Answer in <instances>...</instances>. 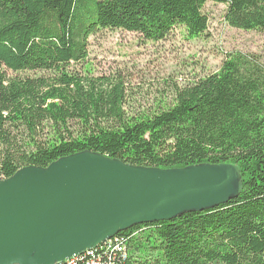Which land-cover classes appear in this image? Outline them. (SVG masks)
<instances>
[{
	"label": "trees",
	"instance_id": "trees-1",
	"mask_svg": "<svg viewBox=\"0 0 264 264\" xmlns=\"http://www.w3.org/2000/svg\"><path fill=\"white\" fill-rule=\"evenodd\" d=\"M208 2L226 7L230 27L264 34V0H0V181L82 152L242 172L239 197L122 232L80 264L98 254L109 264H264V64L228 55L151 113L130 108L123 81L81 72L89 39L103 31L152 42L177 28L204 36Z\"/></svg>",
	"mask_w": 264,
	"mask_h": 264
},
{
	"label": "water",
	"instance_id": "water-1",
	"mask_svg": "<svg viewBox=\"0 0 264 264\" xmlns=\"http://www.w3.org/2000/svg\"><path fill=\"white\" fill-rule=\"evenodd\" d=\"M236 164L161 169L82 152L0 181V264H59L137 226L239 197Z\"/></svg>",
	"mask_w": 264,
	"mask_h": 264
},
{
	"label": "rangeland",
	"instance_id": "rangeland-1",
	"mask_svg": "<svg viewBox=\"0 0 264 264\" xmlns=\"http://www.w3.org/2000/svg\"><path fill=\"white\" fill-rule=\"evenodd\" d=\"M204 14L209 30L198 39L188 38L183 28L161 42L125 31L100 32L89 39L81 72L123 81L130 108L151 113L172 105L176 93L198 78L218 72L228 55L242 53L264 64L262 32L230 27L221 4L208 2Z\"/></svg>",
	"mask_w": 264,
	"mask_h": 264
},
{
	"label": "built area",
	"instance_id": "built-area-1",
	"mask_svg": "<svg viewBox=\"0 0 264 264\" xmlns=\"http://www.w3.org/2000/svg\"><path fill=\"white\" fill-rule=\"evenodd\" d=\"M114 244H109V247L113 246ZM117 249V248H115ZM124 257H126L127 253H123ZM99 255V254H98ZM95 255L93 258H83V262L85 264H109L108 262H105L102 257ZM82 261H77V263H59V264H80Z\"/></svg>",
	"mask_w": 264,
	"mask_h": 264
},
{
	"label": "bare ground",
	"instance_id": "bare-ground-1",
	"mask_svg": "<svg viewBox=\"0 0 264 264\" xmlns=\"http://www.w3.org/2000/svg\"><path fill=\"white\" fill-rule=\"evenodd\" d=\"M113 239V238H112ZM112 239H110V240H112ZM110 240H108V241H106V242H109ZM106 242H104L102 245H100L99 247H101V246H103ZM99 247H97L96 249H98ZM96 249H94V250H96ZM94 250H91V251H88V252H86L85 254H83V255H80V256H78V257H75V258H73L72 260H70V261H66V262H64V263H77V260L81 257V256H85V255H87V254H90L92 251H94Z\"/></svg>",
	"mask_w": 264,
	"mask_h": 264
}]
</instances>
